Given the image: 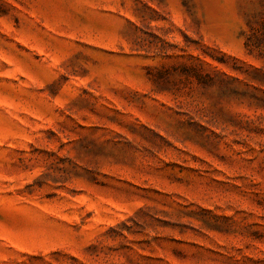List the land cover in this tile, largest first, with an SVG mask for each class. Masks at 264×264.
I'll list each match as a JSON object with an SVG mask.
<instances>
[{
	"label": "rangeland",
	"instance_id": "rangeland-1",
	"mask_svg": "<svg viewBox=\"0 0 264 264\" xmlns=\"http://www.w3.org/2000/svg\"><path fill=\"white\" fill-rule=\"evenodd\" d=\"M0 264H264V0H0Z\"/></svg>",
	"mask_w": 264,
	"mask_h": 264
}]
</instances>
